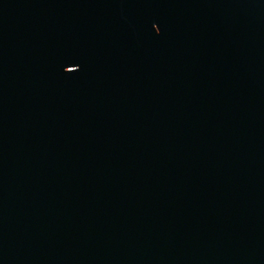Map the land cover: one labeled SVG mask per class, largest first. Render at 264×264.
<instances>
[{
	"label": "water",
	"instance_id": "water-1",
	"mask_svg": "<svg viewBox=\"0 0 264 264\" xmlns=\"http://www.w3.org/2000/svg\"><path fill=\"white\" fill-rule=\"evenodd\" d=\"M0 264H264V0H0Z\"/></svg>",
	"mask_w": 264,
	"mask_h": 264
}]
</instances>
